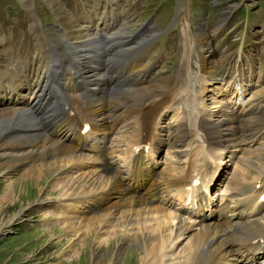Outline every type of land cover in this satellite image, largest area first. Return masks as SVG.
Listing matches in <instances>:
<instances>
[{
  "label": "bare ground",
  "instance_id": "6f19581e",
  "mask_svg": "<svg viewBox=\"0 0 264 264\" xmlns=\"http://www.w3.org/2000/svg\"><path fill=\"white\" fill-rule=\"evenodd\" d=\"M186 32L187 30H183L181 47L187 46ZM202 63L205 66V68H202L204 73L210 72L211 69L209 65H207L206 62ZM146 66V63L142 62L141 56L134 55L130 62L122 63L119 69L130 67H140V69H143V67ZM157 83L164 87L168 86V83L164 82L163 79H158ZM188 83L189 75H185L184 89ZM36 85L37 80L32 81L29 77L26 86L22 85L21 87V90L24 91L23 94L18 95L15 99L5 96L4 102H0V149L5 152L2 154L10 157V160H8L9 162H7L8 164L4 163L8 166L5 168L4 174H11V170L13 168L17 169V165L19 164L20 166L21 164L24 165V169L26 170L22 175L23 178H28L29 181L33 180L37 185H40L41 181H43L45 177H48L51 172H56L60 170V167H65L63 169V175H68L71 171V176L68 175L69 178L66 177L67 179H65V176L59 177L64 180H61L60 184H58L59 186L56 187L57 190L61 191V193L58 192V196L65 195L66 197L73 198L75 202L97 198V190L101 186L107 188L109 182L108 180H101L97 175L87 174L83 176L76 171L75 168L79 164L91 165L90 162L79 159V156L82 157L81 151L75 153V151L66 144L58 140H50L48 142H42L40 148L37 149V154L34 155L33 152L36 144L31 142L33 139H28V137L31 136L28 135V131L35 129L39 121L33 120L28 130H19L22 123L18 118V113L25 108L33 106L37 93ZM1 99H3V97ZM80 107L91 114L89 119L94 125L95 115L100 113L97 111V108L91 103L80 104ZM145 139L146 136L144 134L136 131L130 139V144L142 142ZM90 140L89 138L87 141L89 142ZM138 157L141 159L143 166L137 163L133 166L134 178L130 186L125 188L127 193H124L127 205L122 209V204H119V208L114 215V219L121 222V226H134L136 229L134 235L129 237L130 243L128 245H123L126 244L124 240L125 237L122 239L119 235L120 231L118 226L114 224L111 231H108L105 235L100 229H97L100 235H104V237L101 238V242L93 243L96 244V246L94 245L92 250H100L103 251V253L99 254L95 251L93 254H89V249L91 248L90 243L87 242L88 237L91 234L93 235L95 228L102 221H106L105 217L109 214L110 207L113 203L103 206L87 217L82 216L81 212H83V207L77 203L68 209H64L63 212V215L65 212L67 213L64 215V224L67 223L66 229L74 230L76 234L77 232L81 233V235L77 234L79 246L69 255L72 256L75 253V255H77L78 251L81 249V253H83L81 257L82 260L84 259V255L87 254L88 257L87 261L83 260L84 264H116L118 263L117 260L120 255L116 253L118 251H124V249L128 248L130 245H135L136 243L138 246L136 251L132 248H128V253H133L134 260L137 262L136 264H182L179 258H188L191 260H197L199 258L197 263L191 264H232L230 261L224 260L219 253L222 249L225 237L217 233V228H213L210 234L207 232L205 214H197L193 216L191 222H186L183 218L170 212V210L162 204L161 193L165 192L176 194L179 198L190 197L189 202L192 205L194 203L196 205L194 211L202 209V204L197 199H192L193 194L191 192L187 193L179 190V180L173 178L174 173L172 167L166 164L162 166V163H157L155 165L154 161L156 160L153 161L148 153L142 154L139 151ZM144 157H146V161L142 160ZM75 161L76 163H74ZM148 162L150 163L147 164ZM71 165L73 167H71ZM66 168L71 169L65 170ZM262 168H264V166ZM189 174V170L186 169L182 171L179 178L185 180ZM38 189L40 191L42 190L41 187ZM250 210L253 211L254 209L252 208ZM3 212V210L0 211V219L3 217ZM123 227L122 229L125 231ZM184 229H188L190 234L187 236H191L186 246L183 249H177V254H175V251L172 252L177 246L175 234L182 232ZM124 231H122L123 236ZM119 236L122 241L118 240ZM118 242H123V244H118ZM101 248H103V250H101ZM110 248H116L118 250L116 252L111 250V256L109 255V259L104 261V252ZM177 255L179 257H176ZM127 256H129V254ZM172 257L175 258L172 259ZM121 261L127 262L125 258ZM125 262L121 264H126Z\"/></svg>",
  "mask_w": 264,
  "mask_h": 264
},
{
  "label": "rangeland",
  "instance_id": "374dc122",
  "mask_svg": "<svg viewBox=\"0 0 264 264\" xmlns=\"http://www.w3.org/2000/svg\"><path fill=\"white\" fill-rule=\"evenodd\" d=\"M2 1L3 0H0V62H4L9 56L13 58L21 57L23 59H30L32 55L35 57H43L44 54L40 46V41L35 35L40 31L43 33L48 31V36H50L49 28L51 27H66V34L70 39H76L80 36L77 24L78 17L75 13L80 9L79 3L81 0H40L39 5L42 12L44 13V6H46L55 18V24L48 25L47 30L43 28L44 25L39 21L40 17L37 18L35 15L31 0H17V10L14 14L10 12V7H3ZM4 1L6 4H12L13 1L16 0ZM258 1L259 0H222L218 4V12H216V15H220L219 19L222 22L221 26L217 28L219 32L216 39L225 42L227 35L240 32V26L239 24L237 25V20L239 19L241 25H243V30L247 31L243 36V45L249 42V37L257 34L251 31V29H248L249 24L254 26L256 22L260 20L259 22L264 28V0L259 3ZM200 2L202 3L201 0ZM238 3L251 10L242 6L238 8L237 15L232 18L226 17L225 15L227 14L232 15L231 12L235 6H238ZM150 6H152L154 11L158 9V6L154 4V2H151ZM204 6L207 8L210 17H213L215 8L209 4H205ZM29 17L34 20L32 23H30ZM254 28H259V26L253 27L252 30H254ZM211 35L213 36L214 33ZM34 62H36V60H34ZM122 63L127 62H115L110 65L111 68L115 70L119 69ZM242 65L245 73L241 74V76H247L248 71V73H251L248 76L253 75L256 77L264 70V62H262L257 55L254 57V62L242 60ZM35 68L36 65L33 63H19L14 72L21 75L22 81L15 86L8 84L7 90H4V92L0 94V99L3 97L0 102H4L5 96L15 99L20 95L17 94L13 96V93L20 91L22 85L26 86L29 77L31 78L32 74L35 72ZM159 68L167 69V66L159 63ZM9 72L12 73L13 71L9 70ZM1 89L0 84V91ZM2 153L5 152L0 149V211H4L2 214L3 217L0 219V264H84L83 260L87 261L88 257L86 254L82 260L81 257L83 253H81V249L78 251L79 255H75L76 253L72 256L69 255L79 246L77 234L81 235V233L77 232L76 234L74 230L66 229L67 225L65 226L64 224V215L67 214L66 212L62 220V216H58V209L60 208L57 207L56 197L59 195L58 192L61 193V191L57 190L56 187L59 186L58 184L64 179L59 178L61 176H59L57 172H51L48 177H45L46 180L44 179L41 181V186L37 185L33 180L29 181L28 178H23L22 175L26 170L24 169V165L21 164L20 166L19 164L17 165V169L13 168L11 174L5 175L4 170L8 166L4 163L8 164L7 162H9L8 160H10V157ZM163 165L165 164H162V166ZM84 167H89V165H84ZM68 175L71 176V171ZM69 176L67 178H69ZM67 178L65 177V179ZM40 187L42 188L41 191L38 189ZM124 193H127L125 189ZM108 204L109 203L106 205ZM101 224L102 222L98 225L99 227L97 226L95 228L93 235L91 234L92 236L90 235L88 237L87 242L90 243L91 248L89 249V254H93L96 251V249L94 251L92 250L94 245L96 246V244L93 243L101 242V238L104 237V235H100V232L97 230L101 229ZM109 231H111V229ZM190 236H187L184 243L180 246L178 244L179 247L176 246L172 252L175 251V254H177V249H183L188 243ZM121 237L123 239V234ZM121 237H118L119 241H122ZM129 243L130 241L126 242V244L118 242V244L123 245H128ZM137 247L135 243V245H130L128 248H132L136 251ZM103 248H101V250H103ZM128 248L116 253L120 254L117 260L118 263L116 264L124 263L125 261H121L124 258L127 261L125 262L126 264L137 263L135 262L136 260H134L133 253H128ZM111 250L116 252L118 249L110 248L106 250L104 252V261L108 260L111 256ZM96 252L99 254L103 253V251L100 250ZM127 253L129 256H127ZM176 257L179 256L177 255ZM174 258L175 257H172V259Z\"/></svg>",
  "mask_w": 264,
  "mask_h": 264
}]
</instances>
